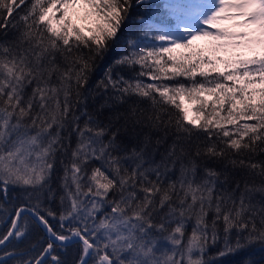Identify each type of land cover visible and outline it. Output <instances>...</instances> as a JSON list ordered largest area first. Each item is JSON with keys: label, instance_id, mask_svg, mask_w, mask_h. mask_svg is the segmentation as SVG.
Segmentation results:
<instances>
[{"label": "snow or ice", "instance_id": "obj_1", "mask_svg": "<svg viewBox=\"0 0 264 264\" xmlns=\"http://www.w3.org/2000/svg\"><path fill=\"white\" fill-rule=\"evenodd\" d=\"M150 2L0 0V264H258L264 0Z\"/></svg>", "mask_w": 264, "mask_h": 264}, {"label": "trees", "instance_id": "obj_2", "mask_svg": "<svg viewBox=\"0 0 264 264\" xmlns=\"http://www.w3.org/2000/svg\"><path fill=\"white\" fill-rule=\"evenodd\" d=\"M158 1L159 0H157V1L152 0V2H150V3L141 5L139 8L133 9L129 22H127L122 28L121 35L125 38L128 36L135 37L138 33V30H140L143 27V25L135 22V18L144 17L145 19H150L152 16L153 10L160 6V3ZM124 75L126 77L130 78L132 73H129L126 71L124 73ZM99 76H100V72H97L93 76V82H95V80H97L99 78ZM147 82H150V81H147ZM142 106L146 107L147 102H145V104ZM74 145H75V141H73V146ZM59 172H60V174H62V170H59ZM58 183L59 182L56 181L57 185H58ZM58 191H60L62 193V189H58ZM48 206L51 207L53 209V211L59 212V210H60L58 199L56 201L52 202L51 204H49ZM0 215H2V214H0ZM9 221H10V217H5L2 220H0V222H3V223H8ZM50 223L57 224V221L50 219ZM30 227L34 231V236L36 237V239L42 240L43 242H46L47 237L40 228H38L34 225H30ZM189 232H190V228H189ZM75 247H78V246H75ZM216 250L217 249L213 248V249H210L209 251L214 253ZM72 253L77 254L76 256H78L79 250L75 249V250L69 252V254H72ZM243 255L250 256L252 259L256 260L258 262V264H264V252L260 251L259 249H256L255 251L250 252V253H245ZM240 258L241 257H239V256L225 258V264H234V261H238Z\"/></svg>", "mask_w": 264, "mask_h": 264}, {"label": "flooded vegetation", "instance_id": "obj_3", "mask_svg": "<svg viewBox=\"0 0 264 264\" xmlns=\"http://www.w3.org/2000/svg\"><path fill=\"white\" fill-rule=\"evenodd\" d=\"M8 226H9V222L8 223L0 222V235H2L4 232L7 231ZM30 231H31L30 244L35 245V251H38L41 247L46 245L47 240H46V242H43L42 240L36 239V237L34 236V231L32 230L31 227H30ZM43 233L45 234L44 231H43ZM46 237H47V235H46ZM75 249L79 250L78 247L73 246V247H70L67 251H60L59 249L57 251L59 252V255L61 256V258L66 262V264H74V262L78 256H76L77 254H73V253L69 254V252H71Z\"/></svg>", "mask_w": 264, "mask_h": 264}, {"label": "rangeland", "instance_id": "obj_4", "mask_svg": "<svg viewBox=\"0 0 264 264\" xmlns=\"http://www.w3.org/2000/svg\"><path fill=\"white\" fill-rule=\"evenodd\" d=\"M153 1H157V0H153ZM158 2L161 5L163 3V0H159ZM80 7H81V15H83V7L82 6H80Z\"/></svg>", "mask_w": 264, "mask_h": 264}, {"label": "water", "instance_id": "obj_5", "mask_svg": "<svg viewBox=\"0 0 264 264\" xmlns=\"http://www.w3.org/2000/svg\"><path fill=\"white\" fill-rule=\"evenodd\" d=\"M42 229V228H41ZM43 230V229H42ZM46 234V233H45ZM47 235V234H46Z\"/></svg>", "mask_w": 264, "mask_h": 264}]
</instances>
